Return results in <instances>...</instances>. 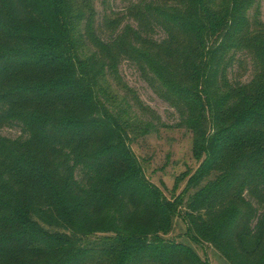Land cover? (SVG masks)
<instances>
[{
    "label": "trees",
    "instance_id": "1",
    "mask_svg": "<svg viewBox=\"0 0 264 264\" xmlns=\"http://www.w3.org/2000/svg\"><path fill=\"white\" fill-rule=\"evenodd\" d=\"M253 9L136 0L96 29L94 0H0V131L21 133H0V264H211L164 238L177 207L131 149L153 124L109 97L123 61L204 156L183 203L190 241L227 264H264V26L253 28Z\"/></svg>",
    "mask_w": 264,
    "mask_h": 264
},
{
    "label": "rangeland",
    "instance_id": "2",
    "mask_svg": "<svg viewBox=\"0 0 264 264\" xmlns=\"http://www.w3.org/2000/svg\"><path fill=\"white\" fill-rule=\"evenodd\" d=\"M135 1L94 0L96 8L94 27L98 29L103 24L105 15L107 18H115L117 14L122 15L126 8ZM257 1L258 10L255 13L253 9L250 15L254 23L253 28L260 29L258 22L261 27L264 26V0ZM41 10L47 17L46 4H43ZM89 50L91 49L86 48L84 50L86 52L81 54V57L86 56ZM250 74L251 67L249 66L242 80H248ZM119 77L121 83L112 79L107 80L106 84L110 87V99L116 106L128 105L130 116L150 121L153 124L152 130L147 133L139 130L132 134V152L146 179L161 191L174 208L177 207V216L173 219L172 228L164 238L176 243L191 245L201 258L207 259L211 264H227L211 245L191 242L183 221V203L199 191L200 187L197 188L194 185V175L204 159V156L197 151L193 134L176 126L179 119L174 109L152 91L133 65L123 61L119 66ZM125 84L127 88H124ZM131 90L135 93L140 105L150 111L149 114L144 113L135 104L131 93L128 92ZM0 133L10 138H16L21 134L20 130L15 127H6ZM96 238L95 235L88 236L86 244L92 247ZM104 244V250H107V243L104 242ZM107 254L108 252L103 253L104 258L111 257Z\"/></svg>",
    "mask_w": 264,
    "mask_h": 264
}]
</instances>
